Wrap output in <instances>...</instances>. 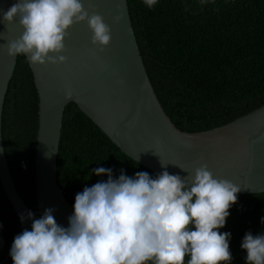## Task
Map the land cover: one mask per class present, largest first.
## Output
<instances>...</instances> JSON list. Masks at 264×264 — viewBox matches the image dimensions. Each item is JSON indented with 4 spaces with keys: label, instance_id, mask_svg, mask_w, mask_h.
<instances>
[{
    "label": "trees",
    "instance_id": "trees-1",
    "mask_svg": "<svg viewBox=\"0 0 264 264\" xmlns=\"http://www.w3.org/2000/svg\"><path fill=\"white\" fill-rule=\"evenodd\" d=\"M134 35L154 92L181 131L214 128L264 104V0H127ZM38 96L26 56L18 55L2 112V139L11 176L25 204L37 209L34 157ZM97 167L155 173L133 161L74 104L66 106L57 156V183L71 207L85 186L106 181ZM221 232H230L231 264H246L247 232L264 233V193L238 194ZM25 228L0 184V264Z\"/></svg>",
    "mask_w": 264,
    "mask_h": 264
},
{
    "label": "water",
    "instance_id": "water-1",
    "mask_svg": "<svg viewBox=\"0 0 264 264\" xmlns=\"http://www.w3.org/2000/svg\"><path fill=\"white\" fill-rule=\"evenodd\" d=\"M15 0H0L6 10ZM91 15L111 28V42L100 51L91 44L86 23L75 24L65 40L67 62L33 65L38 96L34 157L37 209H30L10 173L2 139V112L16 57L6 45L22 33L18 23H0V184L19 217L39 218L53 208L56 222L68 226L74 209L58 186L57 156L65 108L74 103L120 152L155 174L187 176L207 164L214 178L241 186L240 195L264 193V104L228 123L197 132L179 130L165 113L147 75L134 35L127 0H82ZM122 16L116 23L114 18ZM27 58V57H26ZM28 60V58H27ZM157 155H156V154ZM185 169L187 172L183 171ZM21 220V219H20ZM31 230L32 221L22 223Z\"/></svg>",
    "mask_w": 264,
    "mask_h": 264
},
{
    "label": "clouds",
    "instance_id": "clouds-1",
    "mask_svg": "<svg viewBox=\"0 0 264 264\" xmlns=\"http://www.w3.org/2000/svg\"><path fill=\"white\" fill-rule=\"evenodd\" d=\"M143 2L152 8L158 0ZM0 23H18L22 33L7 43V54L26 56L33 65L66 63L60 53L75 24H87L91 44L100 51L112 39L104 18L90 15L82 0H15L0 8ZM161 167L155 177L146 171L129 177L122 169L114 178L111 168L93 169L107 180L76 194L67 227L56 222L53 208L39 218L31 211L21 214L22 223L27 218L32 224L13 240V264H231V233L220 229L241 186L214 178L207 164L192 173L181 168L188 173L184 177ZM241 248L246 264H264V233L247 232Z\"/></svg>",
    "mask_w": 264,
    "mask_h": 264
}]
</instances>
